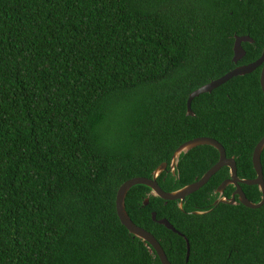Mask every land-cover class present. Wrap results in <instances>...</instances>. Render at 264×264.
I'll return each mask as SVG.
<instances>
[{
    "label": "trees",
    "instance_id": "1",
    "mask_svg": "<svg viewBox=\"0 0 264 264\" xmlns=\"http://www.w3.org/2000/svg\"><path fill=\"white\" fill-rule=\"evenodd\" d=\"M236 36L253 40L237 66L257 61L264 0H0V264H161L121 225L116 194L192 139L217 141L238 178L254 179L260 69L195 98L186 114L191 93L236 67ZM218 158L195 148L157 183L178 190ZM261 163L264 177V152ZM228 178L222 168L183 211L153 197L143 206L149 189L136 186L126 211L171 264H264V205L213 206ZM241 188L260 202L256 186ZM152 213L187 238L188 261L185 241Z\"/></svg>",
    "mask_w": 264,
    "mask_h": 264
},
{
    "label": "water",
    "instance_id": "2",
    "mask_svg": "<svg viewBox=\"0 0 264 264\" xmlns=\"http://www.w3.org/2000/svg\"><path fill=\"white\" fill-rule=\"evenodd\" d=\"M243 43H253V40L248 36L235 37L233 44V59H232V62L235 65H237L238 62H240L245 57L246 52L242 47ZM260 67H262V69L260 73L259 82H260L261 91L264 95V50H263L261 57L254 63L244 66H238L229 73H227L226 75L222 76L221 78L214 80L200 87L199 89L195 90L193 93H191L187 100V113H186L187 116L194 117V113L191 110V105L195 98L203 94L211 93L213 90L229 82L233 78L249 75ZM203 146L212 147L218 152L219 158L217 163L214 166H212L200 179H197L195 182L172 192H164L159 187L157 183V179L165 171H167L168 167L169 170L172 173H174L175 169L178 167L179 160L182 155H187L190 151L194 150L195 148L203 147ZM263 151H264V137L257 143L252 153V167L255 172V178L251 180H244V179H239L237 176V168L234 157L227 158L226 152L220 143H218L213 139L205 138V137L195 138L190 141H187L176 149V151L174 152L171 158L170 164L168 165L167 163H163L159 165L153 171L151 178L149 179L141 178V177L133 178L126 181L119 187L115 201V210L117 217L121 225L128 231V233L131 236H133V238H136L139 241H141L145 245V247H147L150 254H155L156 257L161 262V264H170V262L166 257L165 252L163 251L158 241L154 238V236L149 232H147L146 230L136 226L130 219L125 206V200L128 193L136 186H144L148 188L150 192L148 197L145 199L143 206H147L149 203V197H153V198L161 199L164 202H178V208L181 211H183V202L186 197L190 196L191 194H194L195 192L203 188L209 182V180L222 168H227L229 171V178L223 181L222 184L217 188L216 193L220 196V198L215 203V205L225 204V205L235 206L240 204L248 209L257 210L264 205V177H263V170L261 163V156ZM240 185L256 186L259 192L261 193L260 202L256 204L250 202L243 193ZM228 186H233L236 188L234 194L229 199L222 197L224 190ZM235 195H237L238 197L237 201L235 199ZM206 213L207 212H195L194 214L204 215ZM152 220L157 224L164 226L167 230H170L173 233L178 234L175 228L166 219L156 220L155 213H152ZM186 246H187L186 260H188L190 247L187 240H186Z\"/></svg>",
    "mask_w": 264,
    "mask_h": 264
},
{
    "label": "flooded vegetation",
    "instance_id": "3",
    "mask_svg": "<svg viewBox=\"0 0 264 264\" xmlns=\"http://www.w3.org/2000/svg\"><path fill=\"white\" fill-rule=\"evenodd\" d=\"M249 44H253V43H249ZM262 52H263V51H262ZM261 55H262V53H261ZM238 63H239V62H238ZM236 67H238V66L236 65ZM236 67H235V68H236ZM258 69H260V73H261V69H262V67H260V68H258ZM263 152H264V151H263ZM180 158H181V157H180ZM169 164H170V162H169ZM169 164H168V165H169ZM176 170H177V168L175 169V172H176ZM175 172L172 173V172L169 170V167H168L167 171H165L164 173H166V174H171L172 176H174V175H175ZM204 174H205V173H204ZM204 174H203V175H204ZM162 175H163V174H162ZM203 175H202V176H203ZM202 176H201V177H202ZM160 177H161V176H160ZM160 177H159V178H160ZM201 177H200V178H201ZM200 178H199V179H200ZM157 180H158V179H157ZM196 180H197V179H195V181H196ZM195 181H194V182H195ZM209 181H210V180H209ZM207 184H208V183H207ZM207 184H206V185H207ZM221 184H222V183H221ZM221 184H220V185H221ZM206 185H205V186H206ZM220 185H219V186H220ZM219 186H218V187H219ZM240 186H241V185H240ZM218 187H217V188H218ZM229 187L231 188L230 190H229ZM217 188H216V190H217ZM201 189H202V188H201ZM241 189H242V188H241ZM216 190L214 191V195H215L216 197H215V199H214V201H213V206H216L215 203H216V202L218 201V199L220 198V196L216 193ZM227 190H229V195H228V197H225V196H224V193H225ZM235 190H236L235 187H233V186H228V187L224 190V193H223V196H222V197L227 198V199L231 198L232 195L234 194ZM258 191H259V190H258ZM149 192H150V191H149ZM164 192H165V191H164ZM243 193H244V192H243ZM191 195H192V194H191ZM191 195H190V196H191ZM188 197H189V196H188ZM188 197H186V198H188ZM186 198H185V200H186ZM235 199H236V201H237V199H238L237 195H235ZM185 200H184V201H185ZM165 203H167V202H165ZM177 203H178V202H177ZM183 203H184V202H183ZM209 212H210V211H208L207 213H209ZM194 213H195V212H190L189 214H194ZM194 215H195V214H194ZM177 232H178V231H177ZM177 235H178L179 237H181V238L185 241L186 254H187V246H186V240H187V238H186L183 234H181L180 232H178ZM187 241H188V240H187ZM188 243H189V242H188ZM189 247H190V245H189ZM189 255H190V253H189ZM170 257H172V251H171V250H170ZM185 260H186V259H185ZM186 261H188V260H186ZM170 264H171V263H170Z\"/></svg>",
    "mask_w": 264,
    "mask_h": 264
}]
</instances>
